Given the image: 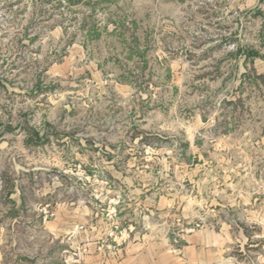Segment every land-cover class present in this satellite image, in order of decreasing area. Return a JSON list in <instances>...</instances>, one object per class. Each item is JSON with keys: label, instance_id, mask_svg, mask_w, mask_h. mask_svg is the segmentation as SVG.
Segmentation results:
<instances>
[{"label": "rangeland", "instance_id": "obj_1", "mask_svg": "<svg viewBox=\"0 0 264 264\" xmlns=\"http://www.w3.org/2000/svg\"><path fill=\"white\" fill-rule=\"evenodd\" d=\"M61 206L117 242L228 228L262 264L264 0H0V264Z\"/></svg>", "mask_w": 264, "mask_h": 264}, {"label": "crops", "instance_id": "obj_2", "mask_svg": "<svg viewBox=\"0 0 264 264\" xmlns=\"http://www.w3.org/2000/svg\"><path fill=\"white\" fill-rule=\"evenodd\" d=\"M129 191L139 192L137 188H130ZM136 201L138 198H135L134 202ZM76 211L77 208L73 206H61L53 220L44 222V228L53 235L41 240L43 253L31 256V264H55L53 259L59 258L57 254L60 256L59 264H64L62 259L64 253L60 251L64 250L66 245L84 248L85 253L78 264H236L225 257L228 245L234 240L228 228L216 230L209 227L187 233L180 245L174 244L170 239L153 238L140 233H133L129 239L123 238L122 242H117L116 238L105 234L101 236L90 229L66 236L71 232L67 230L69 227L86 224L92 218V215L88 216L89 211L86 209L83 215L77 214ZM238 234L241 237L243 233L239 231ZM262 238L264 240V235ZM52 244L55 246L59 244L60 246L55 248L60 251L51 252L52 254L45 252L51 250ZM39 256L41 257L38 258ZM261 263H264V257Z\"/></svg>", "mask_w": 264, "mask_h": 264}, {"label": "built area", "instance_id": "obj_3", "mask_svg": "<svg viewBox=\"0 0 264 264\" xmlns=\"http://www.w3.org/2000/svg\"><path fill=\"white\" fill-rule=\"evenodd\" d=\"M73 229V233H77L84 230V226L82 224H76ZM112 234L113 233H111L110 235ZM84 253V248L75 246L69 252L64 254L63 261L65 264H78Z\"/></svg>", "mask_w": 264, "mask_h": 264}]
</instances>
